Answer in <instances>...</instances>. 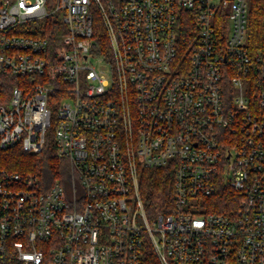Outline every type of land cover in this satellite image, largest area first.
Masks as SVG:
<instances>
[{"label": "built area", "instance_id": "obj_1", "mask_svg": "<svg viewBox=\"0 0 264 264\" xmlns=\"http://www.w3.org/2000/svg\"><path fill=\"white\" fill-rule=\"evenodd\" d=\"M251 0H0V264H264ZM59 14L61 45L34 35ZM52 142L70 174L2 165ZM174 196L150 215L144 171ZM230 195L229 211H213ZM167 208V209H166Z\"/></svg>", "mask_w": 264, "mask_h": 264}, {"label": "trees", "instance_id": "obj_2", "mask_svg": "<svg viewBox=\"0 0 264 264\" xmlns=\"http://www.w3.org/2000/svg\"><path fill=\"white\" fill-rule=\"evenodd\" d=\"M60 15H51L42 20L41 27L34 28V35L48 38L52 48L61 45L62 24ZM248 41L253 50L264 51V0H251L248 24ZM11 77L0 75V90L12 89ZM10 157H4L3 164L14 170H28L38 174L47 183L70 174L68 161L60 158L52 142H48L40 155H29L21 151H10ZM29 155V156H28ZM174 174L169 169H154L143 172L141 180L142 198L147 212L150 215L166 211L173 202ZM230 195L226 193L216 199V208L213 211L228 212ZM166 208V209H167Z\"/></svg>", "mask_w": 264, "mask_h": 264}, {"label": "rangeland", "instance_id": "obj_3", "mask_svg": "<svg viewBox=\"0 0 264 264\" xmlns=\"http://www.w3.org/2000/svg\"><path fill=\"white\" fill-rule=\"evenodd\" d=\"M11 155H15V154H10V152H9V153L7 154L6 157L8 158V157H10ZM28 156H29V155H28ZM20 171H22V170H20Z\"/></svg>", "mask_w": 264, "mask_h": 264}]
</instances>
